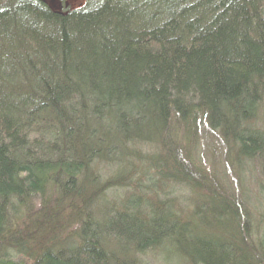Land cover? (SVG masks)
Instances as JSON below:
<instances>
[{
	"label": "trees",
	"instance_id": "obj_1",
	"mask_svg": "<svg viewBox=\"0 0 264 264\" xmlns=\"http://www.w3.org/2000/svg\"><path fill=\"white\" fill-rule=\"evenodd\" d=\"M145 256L264 264V0H0V264Z\"/></svg>",
	"mask_w": 264,
	"mask_h": 264
},
{
	"label": "rangeland",
	"instance_id": "obj_2",
	"mask_svg": "<svg viewBox=\"0 0 264 264\" xmlns=\"http://www.w3.org/2000/svg\"><path fill=\"white\" fill-rule=\"evenodd\" d=\"M160 257V256H159ZM145 262L147 260V262H149V264H183L182 262L178 261L177 259H168L169 262L168 263H165L163 262L160 258L158 259V256L156 257H149V259H147V256H145Z\"/></svg>",
	"mask_w": 264,
	"mask_h": 264
}]
</instances>
